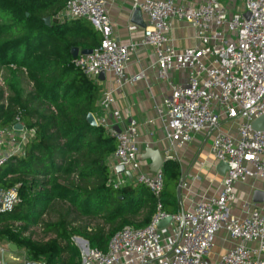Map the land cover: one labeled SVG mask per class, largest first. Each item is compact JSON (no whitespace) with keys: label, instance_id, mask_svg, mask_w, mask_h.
<instances>
[{"label":"built area","instance_id":"1","mask_svg":"<svg viewBox=\"0 0 264 264\" xmlns=\"http://www.w3.org/2000/svg\"><path fill=\"white\" fill-rule=\"evenodd\" d=\"M132 2L133 8L147 18L140 44L152 48L157 78L168 80L171 72L186 74L183 83H170L164 108H156L168 149L183 147L194 133H213L210 152L215 160L226 164V170L215 196L201 198L174 213L163 211L161 169L141 170L133 122L118 132L107 127L105 114L112 102V92H103L97 103L100 115L94 119L115 138L112 157L131 174V180L125 174L113 178L111 166L110 182L115 187L130 182L144 185L156 206L146 225H126L116 230L105 250L90 247L87 240L76 237L86 248L83 263L264 264V203L241 201L240 210L245 214L233 213L236 184L258 179L264 193V131L252 127L253 121L264 116V0H244L243 9L238 11H230L218 0H201L197 5L180 0ZM60 17L85 19L101 36L98 47L90 54L72 60L85 76L96 80L110 72L117 87L143 78V72L126 74V64L135 46L120 44L112 38L104 0H65ZM174 18L185 21L194 31L195 44L179 51L171 46L169 30ZM115 115L118 117L117 112ZM230 122L235 126L225 128ZM16 133L19 131L12 127L0 128V166L22 153L25 132L19 136L21 147L1 150L16 143ZM18 202V185L0 186V214L10 213ZM165 218L169 221L159 228L157 224ZM85 229L88 233L93 231L90 227ZM220 232L228 246L215 260L207 259ZM4 242L9 249L10 242L0 241V264H7Z\"/></svg>","mask_w":264,"mask_h":264},{"label":"trees","instance_id":"2","mask_svg":"<svg viewBox=\"0 0 264 264\" xmlns=\"http://www.w3.org/2000/svg\"><path fill=\"white\" fill-rule=\"evenodd\" d=\"M64 4L65 0H0V66L24 73L32 85L25 95L13 93L7 77L10 95L5 99L0 88V128H10L18 119L27 135L21 155L0 166V186L18 185L19 195L13 210L0 214V241L24 248L27 260L43 264H79V252L70 244L72 234L81 233L90 247L105 250L109 237L131 224L130 217L146 209L148 217L140 225L144 226L156 206L144 185L115 187L110 182L108 160L116 140L103 125L86 120L98 110L99 88L72 64L70 53L73 47L95 49L101 36L86 30L85 19L61 18ZM161 173L162 210L176 212L172 194L178 166L166 160ZM47 211L55 213L56 220L43 224L44 232L56 238L44 243L24 238L25 229ZM75 216L100 217L104 225L88 233L85 227L75 228Z\"/></svg>","mask_w":264,"mask_h":264},{"label":"crops","instance_id":"3","mask_svg":"<svg viewBox=\"0 0 264 264\" xmlns=\"http://www.w3.org/2000/svg\"><path fill=\"white\" fill-rule=\"evenodd\" d=\"M104 1L110 17L112 38L120 44L135 46L126 64V74L130 76L138 72H143L144 74L143 78L120 87L116 86L115 76L110 72L101 74L96 78L95 82L100 94L99 99L103 92L107 90L112 92V102L105 114L107 127L118 132L127 129L131 122L134 123L139 146V162L143 172H150V160H142V155L146 148L158 150L164 160L167 156H171V158L166 160L176 163L179 169V179L172 194L178 203L177 210L189 208L201 198L215 196L220 190L226 168L223 163L215 160L210 152L211 140L214 134L194 133L189 143L183 147H173L169 150L168 143L164 137L161 119L156 111L157 107L164 108V101L170 94L171 84L185 81V72H171L168 80L157 78L154 69L155 57L153 50L149 46L140 44L143 29L147 26L145 14L141 10L133 8L132 0ZM180 1L197 5L201 0ZM226 6L230 11L243 9V6L240 9H234L228 4ZM88 24L89 22L86 24V30L96 31L94 25ZM132 26L134 29H130ZM169 38L171 46L178 51L190 47L196 42L194 31L185 21L176 18L171 20ZM115 112H117L118 117ZM92 115L97 117L100 115V111L97 110ZM234 126L230 122L225 125V128L229 127L231 129ZM23 132L24 129L15 134L16 143L12 142V144H8L2 150L9 151L10 148L13 150L20 146L19 136L23 135ZM16 155L20 156V154ZM108 162L114 168L113 178L122 177L125 171H129L124 169L121 171L112 156ZM128 179L131 180V177H128ZM234 188L237 200L235 202L236 205L233 206L235 207L233 208V213L244 215L245 211L240 210L241 201H252V193L255 190H261V182L258 179H250L246 183L236 184ZM223 236L224 241H227L224 234Z\"/></svg>","mask_w":264,"mask_h":264},{"label":"rangeland","instance_id":"4","mask_svg":"<svg viewBox=\"0 0 264 264\" xmlns=\"http://www.w3.org/2000/svg\"><path fill=\"white\" fill-rule=\"evenodd\" d=\"M222 5L227 7L226 5L228 4L229 6L234 7V9H240L241 6H243L244 0H218ZM228 8V7H227ZM229 9V8H228ZM88 25H93L91 22H89ZM12 70V71H11ZM13 67H1L0 66V88L4 92V99L10 95V92L7 90V86L4 83L5 79L7 77L11 78V83H12V89L13 93H22L25 95L27 92L32 90V85L31 82L26 78L25 74L22 73H17L14 71ZM21 72V71H20ZM233 123V122H232ZM7 140H4L6 143ZM7 145V144H6ZM4 149V147L1 148V150ZM57 206H62V208H65L68 206L67 204H60V203H55V207ZM147 211L146 209H142L137 215L130 217L131 219V224H125L126 225H132V226H140L142 223L145 222L147 219ZM76 220L74 222L75 228L78 227H90L92 230H95V228L104 225V222L102 218L100 217H84V216H75ZM56 220V214L47 211L45 212L39 219L38 223L36 225H33L31 227H28L25 229L23 232V237L24 238H29L30 240H33L34 242L37 243H44L47 242L51 239L56 238L55 234L53 232L50 233H45L43 224L46 222H53ZM15 226H19L20 228L23 227V224H18L14 223ZM18 227V228H19ZM106 230L109 228V226L105 227ZM76 237L83 238L86 240V237H84L81 233H75L70 236V244L74 248L77 249L79 252V264H84V256H85V250L84 247L80 245L79 241L76 240ZM227 241H224V236L223 233H218V235L215 237V240L213 242V245L211 247V252L208 254L207 259L210 260H215V257L221 250L226 246ZM2 246L7 250L4 252V260L7 262V264H29V263H36V264H43V261H30L27 260L26 258V250L24 248H17L15 250H10L7 249V245L4 242Z\"/></svg>","mask_w":264,"mask_h":264},{"label":"water","instance_id":"5","mask_svg":"<svg viewBox=\"0 0 264 264\" xmlns=\"http://www.w3.org/2000/svg\"><path fill=\"white\" fill-rule=\"evenodd\" d=\"M244 16L247 17L248 13H244ZM49 19L46 18L45 19V23L48 24ZM92 51V49H78L76 47H73L70 49V53L71 56L73 58H75L78 55H86V54H90ZM86 120L88 121L89 124L91 125H97L94 116L92 115V113H89L86 117ZM252 127L255 130H259V131H264V116L259 117L258 119H256L255 121H253L252 123ZM13 130L15 131H22L23 130V126L21 123L19 122H15L12 125ZM169 159V158H166ZM165 159V160H166ZM142 160H150V165H149V171L150 172H157L158 170L161 169V167L163 166L165 160L162 158L160 152L158 150H153L151 148H146L144 150V154L142 155ZM224 164V163H223ZM225 168H226V164ZM120 168L121 171H123V168L121 166H118ZM125 174L130 178L131 174L129 171H125ZM252 202L254 203H264V193L261 190H255L252 193ZM169 221V218H165L161 221H159V223L157 224V226L159 228L163 227L167 222ZM8 248L10 250H15L16 249V245L12 244V243H8ZM84 250L86 251V248L84 247ZM29 264H36V263H29Z\"/></svg>","mask_w":264,"mask_h":264}]
</instances>
